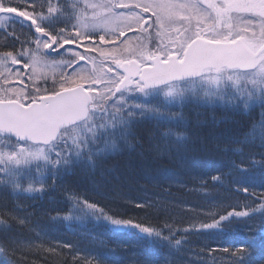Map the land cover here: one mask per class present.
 Segmentation results:
<instances>
[{
  "label": "snow or ice",
  "instance_id": "6c2138e0",
  "mask_svg": "<svg viewBox=\"0 0 264 264\" xmlns=\"http://www.w3.org/2000/svg\"><path fill=\"white\" fill-rule=\"evenodd\" d=\"M0 65L9 70L0 73V251L19 250L27 231L35 233L29 245L70 249L73 264H125L84 249L82 241L112 243L91 231L53 244L39 224L43 216L97 222L122 237L116 245L129 249L127 264H196L189 254L220 264L211 255L217 249L230 264H264V0H0ZM41 65L60 71L38 73ZM191 101L225 104L223 122L237 130L215 145L226 157L221 170L191 175L193 186L246 193L210 207L211 222L199 224L200 251L190 243L198 217L183 230L172 216L152 224V210L164 201L97 191L100 200L139 209L129 215L80 191L89 182L119 184L146 161L170 157L168 140L187 148L194 138L186 133L161 131L157 140L136 128L146 116L186 120L171 106ZM124 157L123 170L109 167ZM181 163L189 172L198 165ZM235 233L242 239L207 242Z\"/></svg>",
  "mask_w": 264,
  "mask_h": 264
},
{
  "label": "trees",
  "instance_id": "16d2710c",
  "mask_svg": "<svg viewBox=\"0 0 264 264\" xmlns=\"http://www.w3.org/2000/svg\"><path fill=\"white\" fill-rule=\"evenodd\" d=\"M2 66L0 65V69L3 71L4 68ZM225 109L226 107L186 105L181 110L186 120L174 119L175 121L173 122L176 125L172 124V120H170L171 124L169 125L155 120H143L136 128V131L142 136L148 131H153L156 133L157 140H159L161 131L171 130L173 133H186L188 136L194 138V142L190 143L187 148H181L174 138L168 140L170 157L164 156L159 160L146 161L142 170L137 169L136 175L124 179L119 184H107L98 189L89 182L87 185L82 186L80 191L95 200H100V197L96 194L97 191L108 192L114 195L113 189H116L128 201H143L147 199L150 203L155 202L157 204L160 201H164V207L152 210V219L150 221L152 224L162 223L166 216H172L173 221L177 222L176 227L183 230L190 228L189 219L198 217V219L193 221L197 226V234L192 236L190 243L193 251H200L201 246L206 241L199 234V224L204 220L211 222V216L209 215L210 207L230 197L234 200L246 195V193L240 192L237 197L234 192L228 193L223 189H205L204 191H200L197 190V187L193 186L191 181V175L207 178L210 175L217 174L222 168L220 162L225 160L226 157L225 154L220 153L216 149L215 145L227 142L231 135L237 131L235 125L223 122ZM258 112L259 109L253 115L258 116ZM213 117L220 121V123L213 124ZM236 118L239 119L240 117ZM198 120L206 121V123L197 124ZM182 161L189 163L198 162V165L189 172L181 163ZM115 164H118L123 170L129 164V160L127 157H124L110 161L109 167ZM132 164L135 166L136 162L133 161ZM252 186L257 188V192L261 190L259 181L256 182V185ZM100 202L108 204L113 210L122 213L127 212L129 215L139 211L131 203L125 205L123 200L105 199L100 200ZM58 207H63V205H58ZM66 214V212L60 213V215ZM52 215H56V213H52ZM39 224L48 232V240L53 244H56L58 241L76 242L78 239H81L82 232L91 231L93 235H97L103 240L112 241V243L109 244V247L105 248L99 243L89 244L82 241L81 246L84 249L95 254L111 256L115 260H123L127 264L129 249L126 245L121 247H117L116 245V241L122 239V237L106 232L100 224L89 225L84 228L72 227L71 229L65 222H51L43 216L39 217ZM204 231L210 232L213 230ZM33 235H35L34 232L27 231L21 234L24 246L15 252L0 251V264H65V261H67V264H73L71 257L67 255L71 251L68 248H58L56 251H50L47 244L33 242L32 245H29V239ZM234 238L237 240L242 239V233H235L228 237H218L213 241L207 242L210 245H218L224 244L226 241L230 242ZM255 242L259 243V234H256ZM186 251L188 250L186 249ZM208 255V253H204V256ZM211 255L215 256L220 261V264H230L227 253L220 252L217 249ZM162 259H167L170 262L172 257H168L165 253ZM185 259H192L196 261V264H203L201 258L191 256L190 254ZM91 264H96L94 259H91Z\"/></svg>",
  "mask_w": 264,
  "mask_h": 264
},
{
  "label": "rangeland",
  "instance_id": "374dc122",
  "mask_svg": "<svg viewBox=\"0 0 264 264\" xmlns=\"http://www.w3.org/2000/svg\"><path fill=\"white\" fill-rule=\"evenodd\" d=\"M83 22V21H82ZM110 47V46H109ZM81 51H83V49H80ZM92 55L93 56H96V53H92ZM16 67H19V66H16ZM89 67H91V65H89ZM2 68H4V66H2ZM8 69H6V68H4V70L2 71L1 69H0V73H5V75L6 74H8ZM27 71H30L29 69H25V72H27ZM60 71V69L59 68H52V67H50V66H48V67H46V66H43V65H41L38 69H37V72L38 73H40V72H43V73H45V74H47V75H51L53 72H59ZM97 71L99 72L100 70H99V67H97ZM14 82H16V81H13L12 83H14ZM14 85V84H13ZM186 105H194V106H212V107H226V105L225 104H222V103H220V102H217L215 105H208V104H203V103H196V102H194V101H191V102H188ZM185 105V106H186ZM172 107V110L173 111H179V112H181V108L178 106V105H172L171 106ZM144 119H157L160 123H163V124H165V125H169V124H171V121L170 120H168V119H159V118H157V117H154V116H146ZM172 120V124H174V125H176V123L175 122H173V121H175L174 119H171ZM170 127V126H169ZM65 224L67 225V226H69V228H71L72 229V227L73 228H84V227H87V226H89V225H99L97 222H95V221H91V220H87V221H84V222H71L70 224L68 223V222H65ZM76 226V227H75Z\"/></svg>",
  "mask_w": 264,
  "mask_h": 264
}]
</instances>
